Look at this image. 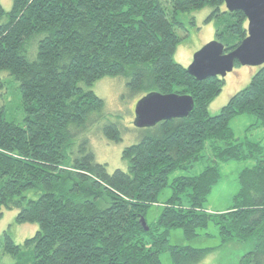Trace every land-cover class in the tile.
Returning a JSON list of instances; mask_svg holds the SVG:
<instances>
[{
    "label": "trees",
    "instance_id": "1",
    "mask_svg": "<svg viewBox=\"0 0 264 264\" xmlns=\"http://www.w3.org/2000/svg\"><path fill=\"white\" fill-rule=\"evenodd\" d=\"M204 5L211 7L206 20L214 21V39L225 51L235 48L247 35V19L223 0H171L169 12L159 0H12L8 12L0 3V16H6L0 73L18 82L24 111L17 123L0 107V210L16 209V222L38 225L22 244L3 232L12 264H162V252H169L171 264H195L207 248L170 244L169 230L180 227L192 239L210 223L221 245L251 243L239 264H264V145L237 139L229 125L242 113L264 125V64L210 115L208 105L224 79L197 80L173 58L180 13ZM116 75L125 78L126 98L174 92L190 95L194 104L185 117L141 128L139 140L122 151L126 169L108 172L95 161L88 139L76 148L75 137L104 105L88 86ZM101 130L120 139L116 122ZM205 147L211 163L198 174L173 177L170 196L148 221L169 174L191 169ZM243 159L254 163L239 172L231 206L207 211L220 177L217 160ZM29 189L36 198L26 197Z\"/></svg>",
    "mask_w": 264,
    "mask_h": 264
},
{
    "label": "rangeland",
    "instance_id": "2",
    "mask_svg": "<svg viewBox=\"0 0 264 264\" xmlns=\"http://www.w3.org/2000/svg\"><path fill=\"white\" fill-rule=\"evenodd\" d=\"M159 1L169 12L171 0ZM0 3L5 12L11 9L12 0H0ZM210 10L211 7L209 5H204L201 8L180 13L183 28H175L181 39L174 49L173 58L185 67L190 64L194 52L214 39V21L206 20ZM5 21L6 16H0V23ZM259 67L258 65H241L239 63L234 65L232 70L223 77L224 83L221 91L210 101L208 105L209 114L218 113L232 94L248 85L252 75ZM0 76L4 82V86L0 89V107L4 109V117L9 121L22 123L24 111L18 82L7 71H1ZM88 87L103 99L104 105L100 114H96L97 118L75 137L76 148L80 139L87 138L95 161L104 163L108 172H112L117 168L125 170L127 163L121 156L122 151L125 147L137 142L143 132L141 128L135 127L133 124L134 108L141 97H138L139 95L125 97L127 92L125 78L120 75L101 77ZM108 121L117 123L120 131V139L118 141L110 140L103 134L101 127ZM229 125L237 139L259 141L264 145V125L259 124L255 115L249 113L235 115L230 119ZM202 154L204 157L195 163L191 169H179L169 174L168 184L158 193V204L152 205L147 212L146 218L148 221L156 218L160 211L161 203L170 196L173 177L198 174L206 164L211 163L210 152L207 147L202 151ZM216 163L220 177L207 196L205 209L209 212L225 211L231 206L233 196L239 189L238 174L243 168L252 166L254 160H217ZM25 195L27 198L32 199L37 197V194L32 189L25 191ZM183 204H188L186 197L183 198ZM16 213V209L2 207L0 210V264L13 263L12 256L4 249L3 232L5 230L8 231L15 243L22 244L25 238L32 236L38 229L36 223L16 222ZM197 233L196 237L188 239L184 236L180 227H175L170 229L168 234L170 244L207 248L206 254L195 264H239L241 255L251 247L250 242L239 243L236 241L221 245L218 229L212 223L206 228L199 229ZM160 261L162 264H171L172 258L169 252H162Z\"/></svg>",
    "mask_w": 264,
    "mask_h": 264
},
{
    "label": "water",
    "instance_id": "3",
    "mask_svg": "<svg viewBox=\"0 0 264 264\" xmlns=\"http://www.w3.org/2000/svg\"><path fill=\"white\" fill-rule=\"evenodd\" d=\"M223 1L227 10H241L244 13L247 35L229 51H225L223 44L213 39L194 52L186 69L197 80L210 76L223 78L232 70L235 61L241 65L264 64V0ZM193 104V98L188 94L151 91L138 99L133 124L145 128L162 120L185 117ZM141 222L148 229L143 219Z\"/></svg>",
    "mask_w": 264,
    "mask_h": 264
}]
</instances>
